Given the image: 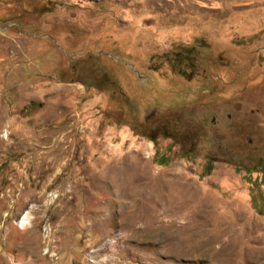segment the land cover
Listing matches in <instances>:
<instances>
[{"label":"rangeland","instance_id":"374dc122","mask_svg":"<svg viewBox=\"0 0 264 264\" xmlns=\"http://www.w3.org/2000/svg\"><path fill=\"white\" fill-rule=\"evenodd\" d=\"M114 255L264 264V0H0V264Z\"/></svg>","mask_w":264,"mask_h":264},{"label":"built area","instance_id":"2783aa9c","mask_svg":"<svg viewBox=\"0 0 264 264\" xmlns=\"http://www.w3.org/2000/svg\"><path fill=\"white\" fill-rule=\"evenodd\" d=\"M118 239L120 240V238H118ZM125 261L126 260L121 259L119 257V255H114L110 260H108V261L106 260L105 263H100L98 261H96V262H97V264H125ZM89 262H91L92 264H96L91 260Z\"/></svg>","mask_w":264,"mask_h":264},{"label":"trees","instance_id":"16d2710c","mask_svg":"<svg viewBox=\"0 0 264 264\" xmlns=\"http://www.w3.org/2000/svg\"><path fill=\"white\" fill-rule=\"evenodd\" d=\"M193 48H194V47H193ZM191 49H192V47H189V49H185V50H187L188 52H190ZM187 59H190V55L187 56ZM190 62H191V60H188V63H187L188 68H189V69L192 68V71H194V70H195L194 62H192L193 64L190 63ZM205 166H206V167H205ZM205 166H204V168H205L206 170H205L204 174H208L209 166L207 165V163L205 164Z\"/></svg>","mask_w":264,"mask_h":264},{"label":"bare ground","instance_id":"6f19581e","mask_svg":"<svg viewBox=\"0 0 264 264\" xmlns=\"http://www.w3.org/2000/svg\"><path fill=\"white\" fill-rule=\"evenodd\" d=\"M27 217L26 216H24L23 218H21V221L19 222V224H20V226L22 227V225L24 224V223H26V221H27V219H26ZM28 223V222H27ZM212 252V251H211Z\"/></svg>","mask_w":264,"mask_h":264}]
</instances>
